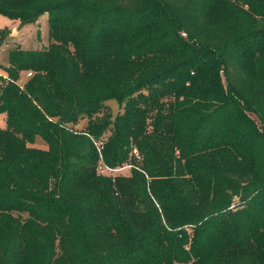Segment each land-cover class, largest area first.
<instances>
[{"label":"trees","instance_id":"trees-1","mask_svg":"<svg viewBox=\"0 0 264 264\" xmlns=\"http://www.w3.org/2000/svg\"><path fill=\"white\" fill-rule=\"evenodd\" d=\"M44 13L0 66V264H264V0H0Z\"/></svg>","mask_w":264,"mask_h":264},{"label":"rangeland","instance_id":"rangeland-1","mask_svg":"<svg viewBox=\"0 0 264 264\" xmlns=\"http://www.w3.org/2000/svg\"><path fill=\"white\" fill-rule=\"evenodd\" d=\"M1 28H4V32H2V35L0 37V66L2 67L7 65L8 51L14 48V46L20 45L22 48L25 49L36 50L39 48L46 47L50 42V39L48 37L47 13L40 15L36 21L26 24L18 20L8 19L7 17L0 14V29ZM2 73L3 71L0 68V75ZM25 79L26 75H21L19 83L23 84ZM106 104L110 107L113 116L117 113L122 112V105L119 104L118 101L109 100L106 101ZM83 120L84 119L80 120V123L78 124L77 128H81L83 126ZM4 127L5 114L0 113V128ZM32 146L43 149L47 148L46 142L42 140V138H40L39 136H37ZM98 150H100V148H98ZM117 173V175H129L130 166H124L123 169Z\"/></svg>","mask_w":264,"mask_h":264},{"label":"built area","instance_id":"built-area-1","mask_svg":"<svg viewBox=\"0 0 264 264\" xmlns=\"http://www.w3.org/2000/svg\"><path fill=\"white\" fill-rule=\"evenodd\" d=\"M30 72H28L26 75L27 76H30ZM101 142L98 143V145H100ZM126 166V165H124ZM124 166H120V167H116V168H112V167H109L107 165H105L103 163V161L101 160L99 165H98V170L102 173V174H106V175H114V174H118L117 172L121 171L123 169ZM129 166V165H127Z\"/></svg>","mask_w":264,"mask_h":264},{"label":"crops","instance_id":"crops-1","mask_svg":"<svg viewBox=\"0 0 264 264\" xmlns=\"http://www.w3.org/2000/svg\"><path fill=\"white\" fill-rule=\"evenodd\" d=\"M25 49V48H24Z\"/></svg>","mask_w":264,"mask_h":264}]
</instances>
